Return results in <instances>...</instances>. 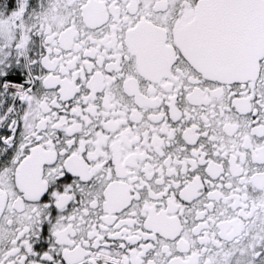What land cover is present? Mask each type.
Returning a JSON list of instances; mask_svg holds the SVG:
<instances>
[{
    "label": "snow or ice",
    "instance_id": "obj_1",
    "mask_svg": "<svg viewBox=\"0 0 264 264\" xmlns=\"http://www.w3.org/2000/svg\"><path fill=\"white\" fill-rule=\"evenodd\" d=\"M0 264H264V0H0Z\"/></svg>",
    "mask_w": 264,
    "mask_h": 264
}]
</instances>
